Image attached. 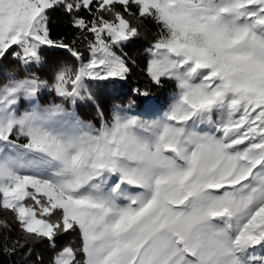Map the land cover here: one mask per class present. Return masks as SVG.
I'll use <instances>...</instances> for the list:
<instances>
[{"label": "snow or ice", "instance_id": "obj_1", "mask_svg": "<svg viewBox=\"0 0 264 264\" xmlns=\"http://www.w3.org/2000/svg\"><path fill=\"white\" fill-rule=\"evenodd\" d=\"M145 33L167 102L105 113ZM0 211L26 260L67 235L49 264H264V0H0Z\"/></svg>", "mask_w": 264, "mask_h": 264}, {"label": "trees", "instance_id": "obj_2", "mask_svg": "<svg viewBox=\"0 0 264 264\" xmlns=\"http://www.w3.org/2000/svg\"><path fill=\"white\" fill-rule=\"evenodd\" d=\"M86 15V13H83ZM54 21L57 24L56 31L57 32H67L69 31L67 25V17L63 16H55ZM147 27H151L150 25ZM150 36L145 33L142 35L135 43L129 46L127 49L131 53H133L138 58L139 67H135L129 76L126 83H122L119 86L113 85H102L100 87H92L91 91L94 93L95 101L100 105L101 108L104 109L105 113H108L109 109L113 105H127L130 102H136V109L139 110L140 107L144 104V100L142 97H137L134 93V89L145 90L147 89L151 95V99L153 102H157L158 105H165L167 102V98L171 89L165 91L162 88L156 87L153 85L145 72L142 70L144 68V60L143 53L144 48L147 46L149 42ZM64 59L63 56L53 55L50 57V65H54L56 63L61 62ZM11 62V57H9L8 61H5V65ZM40 74L44 79H51L49 67L46 66L40 70ZM167 87V85L165 86ZM47 95H44V99L47 98ZM59 101V100H57ZM60 102V101H59ZM78 112L84 119H94L96 114V109L91 103H81L78 106ZM6 221L9 224L13 225V231L11 233L12 238L14 239L17 236V232L15 230V225L13 224V217L11 213L0 211V222ZM9 233L6 231L0 230V264H32V261L36 260L37 257H41L44 261V264H49L51 259L55 255V251H58L67 241L74 240V236H64L62 239L57 241L56 250H53L45 243H37L34 245H29V248H32L33 251L31 253V259L26 260L27 251L21 253L17 252L14 255H7L2 251V238L4 236H8Z\"/></svg>", "mask_w": 264, "mask_h": 264}, {"label": "rangeland", "instance_id": "obj_3", "mask_svg": "<svg viewBox=\"0 0 264 264\" xmlns=\"http://www.w3.org/2000/svg\"><path fill=\"white\" fill-rule=\"evenodd\" d=\"M47 98H49V99H42V102H46V101H50L51 99H52V96L51 95H47ZM58 103H59V101H57ZM97 103V102H96ZM157 105H158V103L157 102H155ZM137 110V109H136Z\"/></svg>", "mask_w": 264, "mask_h": 264}, {"label": "water", "instance_id": "obj_4", "mask_svg": "<svg viewBox=\"0 0 264 264\" xmlns=\"http://www.w3.org/2000/svg\"><path fill=\"white\" fill-rule=\"evenodd\" d=\"M96 102V101H95Z\"/></svg>", "mask_w": 264, "mask_h": 264}]
</instances>
